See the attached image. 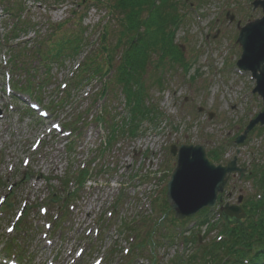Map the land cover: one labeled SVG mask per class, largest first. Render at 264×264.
I'll return each instance as SVG.
<instances>
[{"label":"rangeland","instance_id":"1","mask_svg":"<svg viewBox=\"0 0 264 264\" xmlns=\"http://www.w3.org/2000/svg\"><path fill=\"white\" fill-rule=\"evenodd\" d=\"M184 1L187 9L182 4L179 8L188 18L177 31L176 42L184 45L189 70L170 61L158 69L147 66L143 86L146 104L155 108V114L151 121L149 116L142 119L132 135L120 87L108 86L106 99L94 103L104 81L113 83L114 69L106 76L73 74L87 53L99 54L105 29L109 31L106 44L116 60L113 65H118L123 47H114L121 36L120 14L96 0H0V205L6 202L0 213V248L9 243L22 251L26 258L14 255L21 264H92L100 257L102 264H172L178 255L186 259L201 255V246H211L224 232L225 223L216 221V210H211L207 224L198 225L203 214L175 224L173 212L167 215L155 206V201L163 203L176 165V156L170 153L173 144L221 148L220 162L231 160L239 150L238 165L246 173L242 179L239 174L230 178L225 191L233 196L224 194L223 205L236 204L239 195L253 199L259 191L255 185L259 175L264 178V125L258 123L248 133L245 129L264 111V101L253 93L256 80L251 73L237 67L242 49L236 40L237 22L243 26L260 19L264 11L255 6L258 0ZM8 10L14 16L5 14ZM18 19L33 29L14 39L11 30ZM61 23L60 33L67 39L82 38L76 54L50 62L47 75L32 53L18 56L33 52L36 39L48 38L53 25ZM100 56L99 62L107 66L104 55ZM21 61L35 71L29 72ZM7 72L13 93L6 91ZM29 82L33 84L30 99L39 95L51 119L40 120L38 113L26 110L29 97L21 87ZM200 107L204 110L199 111ZM209 112L214 113L211 118ZM100 115L103 120H98ZM53 121L72 134L62 137L61 132L52 131L48 136ZM114 124L119 128L110 140ZM245 134V141L236 145L235 138ZM35 142L36 151L32 149ZM85 166L89 181L78 186L73 181ZM64 179L72 182L66 185ZM259 185L264 191V182ZM53 193L54 202L49 201ZM41 206L48 208L46 215L41 214ZM23 208L27 210L21 217V231L9 232L10 225L19 224ZM246 218L244 224L260 222L258 215ZM157 222L161 224L153 233ZM47 223H51L50 232ZM195 235L199 242L190 244L189 238L183 244L182 238ZM80 248L83 252L77 257ZM4 253L1 250L0 257Z\"/></svg>","mask_w":264,"mask_h":264},{"label":"trees","instance_id":"2","mask_svg":"<svg viewBox=\"0 0 264 264\" xmlns=\"http://www.w3.org/2000/svg\"><path fill=\"white\" fill-rule=\"evenodd\" d=\"M97 3H106L112 12H117V19L122 26L121 36L119 37L115 49L121 46V57L118 65L114 66V54L110 52V47L106 44L109 31L106 29L101 34V47L98 55L90 57L86 56L85 61L80 66L78 72L81 74L103 76L108 75L114 69L113 83H104L97 97H102L109 92L108 86L115 84L121 88L130 109V119L128 123L131 125L129 132L134 135L139 130V123L142 119L149 116V120H153L152 115L155 114V108L146 104L147 88L143 86L144 76L147 66L153 69H158L170 61L172 64H179L186 72L189 70V63L185 58L184 45L176 42L177 31L186 23L188 13L181 11L179 4H182L187 9V4L184 0H96ZM182 2V3H181ZM11 10V9H10ZM8 10L9 15L14 16L13 12ZM18 24L14 25L11 30V38H18L21 33H27L33 26L30 23L23 25L18 19ZM25 24V23H24ZM62 24L53 25V32L46 39H36L33 52L18 53L19 57L24 54L31 55L37 58L45 65L46 75L48 74L51 65L50 62H57L60 58L76 54L81 46L82 38L77 36L73 40L67 39L62 35ZM58 39H56V35ZM61 37V38H60ZM65 37V38H64ZM114 50V49H113ZM112 50V51H113ZM115 51V50H114ZM104 55V60L107 66H103L98 56ZM155 58L152 59V56ZM100 56V57H101ZM157 56V60H156ZM16 61L19 59L13 57ZM13 60V59H12ZM15 61V62H16ZM24 68H30L21 61ZM112 64V66H111ZM36 73H34L35 75ZM159 86L163 83L161 79L158 81ZM25 91H32L33 84L29 82L23 88ZM112 90V89H111ZM113 89L112 91H115ZM41 99L40 96H38ZM132 114V115H131ZM98 120H103L101 115ZM125 120L123 119V122ZM112 133L109 139H113L119 128L118 124L111 126ZM209 156L215 161H219V151L217 148L209 151ZM89 176L88 170L82 171L78 184L83 185ZM67 184V181H65ZM55 196V193H53ZM53 196V197H54ZM59 198V197H58ZM251 203V202H250ZM162 211L167 215L172 213L168 203L164 200L161 204ZM251 215H258L260 222L257 221L249 224H244V221L230 219L227 216L223 217L224 225L222 232L225 239L212 243L211 246L203 248L201 255L188 256V260H179L175 264H264V201L259 204L251 203ZM255 213V214H254ZM204 215L198 225L209 223L207 209L203 210L200 215ZM178 221L172 217V222ZM161 222H157L153 226L151 232H156L157 226ZM214 225V224H213ZM151 235V234H150ZM191 244L199 242L197 235L190 237ZM143 244V243H142ZM140 245V244H138ZM200 257V258H199ZM199 259V260H198ZM197 260L199 262H197Z\"/></svg>","mask_w":264,"mask_h":264},{"label":"water","instance_id":"3","mask_svg":"<svg viewBox=\"0 0 264 264\" xmlns=\"http://www.w3.org/2000/svg\"><path fill=\"white\" fill-rule=\"evenodd\" d=\"M258 5L264 10V0L256 1L255 6ZM238 26L240 27L238 42L243 48L238 66L252 72L257 81L255 92L264 101V15L243 27L240 23ZM259 122L264 124V111L249 125L246 133ZM245 137L246 134L240 136L236 143H242ZM170 151L176 156V166L167 184L166 197L178 219L193 216L205 208H214L219 194L225 190L230 175L239 172L241 177L243 176L244 169L237 165L239 151L232 160L218 165L209 158L203 144H182L179 147L172 145ZM223 212L230 217H244L242 207L237 205L225 204L219 209L220 214Z\"/></svg>","mask_w":264,"mask_h":264},{"label":"snow or ice","instance_id":"4","mask_svg":"<svg viewBox=\"0 0 264 264\" xmlns=\"http://www.w3.org/2000/svg\"><path fill=\"white\" fill-rule=\"evenodd\" d=\"M11 231V229H9Z\"/></svg>","mask_w":264,"mask_h":264}]
</instances>
